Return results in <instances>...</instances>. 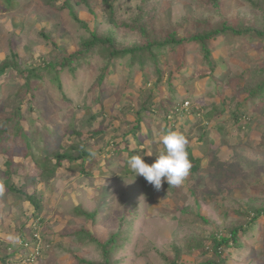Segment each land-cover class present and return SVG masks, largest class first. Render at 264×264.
<instances>
[{
  "label": "rangeland",
  "instance_id": "rangeland-1",
  "mask_svg": "<svg viewBox=\"0 0 264 264\" xmlns=\"http://www.w3.org/2000/svg\"><path fill=\"white\" fill-rule=\"evenodd\" d=\"M117 6L119 17L127 20L135 18L143 5L141 0H119ZM59 7V3L51 7L42 0H20V4L13 11L0 10V62L17 52L20 59H23L22 68L43 67L39 58L48 54L52 47L41 36L43 30L58 45L68 51L75 50L81 38L88 37L89 32L73 19L69 11L60 10ZM74 7L80 19L91 29L108 31L111 28L100 7L96 9L98 18L83 6L75 4ZM143 10H146L143 11L144 18L154 14L152 27L165 31L184 20L188 21L190 29L199 20L219 23L222 16L237 21L250 11L248 3L243 0H222L220 12L188 0H161L158 12L146 6ZM117 38L123 40L128 37L119 33ZM259 45L248 41L231 42L222 38L216 40L213 43V55L215 58L222 57L225 62L220 64L212 80L208 78L210 71L201 63L196 50L186 51V54H191L187 63L192 71L183 70V75L178 74V79L173 81L181 117L168 118L171 119L168 124L173 126L172 131L186 136L190 121H194L192 108L199 109L204 105L214 104L217 99L233 97L234 83L231 82L229 87L224 85L227 74L238 76L250 64L264 63L258 50ZM180 54L179 50L168 55L174 69L180 63ZM101 62L99 58H94L89 67L80 68L76 74L66 70L61 75V91L45 76L38 85L39 89L34 91L33 101L24 91H20L22 83L14 72L1 76L0 107H3V114L8 115L20 106L24 117L37 122L34 125L28 120L29 124L34 125L41 139L55 140L50 130L54 131L55 128L65 125L73 115L87 122V115L101 111L99 106L93 108V100L99 93L95 80L102 66ZM126 65L127 61L114 62L109 75L110 79L117 81L114 85L117 89L109 86L107 92L103 93L106 114L99 116L89 126V129H97L102 123L105 125V132L88 143L92 147L90 150L95 152L88 162L97 163L91 176L83 173L82 170H86L83 166L67 161L48 179L39 174H29L22 183L33 192L34 182L30 178L35 176L39 182L37 191L38 197L43 200L40 213L42 221L29 220L32 219L35 209L24 202L20 194L9 193L0 185V264L3 257L13 254L12 252L15 255L17 250L19 252L14 260L28 255L33 257L37 239L41 242L40 251L42 244L46 243L47 248L49 242L52 243V253L45 257L42 264H77L73 256L62 251L71 246L72 233L82 227L95 233L96 238L102 242L120 229L131 233L126 247L118 252L119 264H167L161 260L159 253L172 260L174 246L183 248L192 236L209 237L214 231L225 232V227L238 219V211L243 210L248 214L251 206L264 207V106L256 110L249 103L248 113L252 116L250 130H245L240 135L235 130L234 135L228 132L220 144L214 137H209V140L217 142V146L212 148L209 143L205 145L201 170L191 178L188 174L179 186L170 187L164 182L161 189L156 190L143 178L123 172L127 156L114 158L116 154L109 150L110 146L120 145L124 148L123 134L136 125L135 114L141 107L139 90L153 87L152 82L147 85L140 83L137 67L132 75L133 85L121 95L120 88L130 78ZM148 70L150 74L151 70ZM162 89L159 95L154 93L153 101L166 100L169 97L170 92L165 84ZM63 94L68 101L63 100ZM112 95L116 96L114 102H111ZM240 100L242 101L241 96L236 98L237 102ZM187 101L189 106H184ZM227 102L225 100L226 104ZM160 109L153 111L155 116L146 114L144 125L137 134L147 147L145 153H140L143 159L145 155L151 154L157 160L156 154L163 147L160 136L164 134L167 121L164 118L165 113ZM229 117H222L209 127L220 124ZM147 129L153 133L151 137L147 134ZM69 139V135L66 136L61 146L67 148ZM128 141H135L131 133L128 134ZM134 147L133 144L132 148ZM201 150L203 149L196 147L194 154L201 156ZM101 165L106 166L107 172L102 171ZM185 208L192 209L194 213L199 212L210 224H204L201 220L186 224L187 216L182 212ZM95 211H99L96 222L89 221L82 214ZM193 217L189 219L192 220ZM121 222L124 224L122 228ZM22 229L24 234H21ZM25 242L31 244L26 245ZM241 242L244 243V248H235L225 253L228 264H264V219L259 221L254 233L250 237H244ZM21 244L28 250L20 252ZM151 246L156 251H151ZM95 247V244H90L81 254L89 259H96L99 252ZM141 254L144 256L140 257ZM24 258L23 264H31ZM202 261L204 259L198 254H182L180 264H199ZM9 264H13V259H10Z\"/></svg>",
  "mask_w": 264,
  "mask_h": 264
},
{
  "label": "trees",
  "instance_id": "trees-1",
  "mask_svg": "<svg viewBox=\"0 0 264 264\" xmlns=\"http://www.w3.org/2000/svg\"><path fill=\"white\" fill-rule=\"evenodd\" d=\"M42 1L51 7L59 3V9L69 11L73 19L87 29L89 36L81 38L75 50L68 51L65 47L58 45L50 34L43 30L41 36L52 46L48 54L42 55L39 58L43 62V67L22 68L23 64L21 61L23 59H20L17 52H15L0 62V77L14 72L22 83L20 91H24L31 97V101H33L35 97L34 91L39 89L38 85H40L45 76L48 77L51 84L61 91L63 88L61 75L66 70L72 74H76L80 68L89 67L94 58H99L102 61V66L99 68L95 80L99 93L93 100L95 104L93 108L99 106L101 111L97 114L94 112V114L87 115V122L83 119H78L77 115H73L72 119L66 122L65 125L55 128L54 131L50 130L54 134L55 140L54 138H50L48 141H45L41 139L33 127L37 122L24 117L20 106L16 107V110L8 115H4L3 107H0V185H3L5 191L9 193L20 194L24 198V202H27L35 209L32 219H29L31 221H42L40 213L42 212L43 200L38 197L37 185L39 182L36 181L35 176L30 178L34 182V186H32L33 192L28 190L26 184L23 185V180H26L25 178H28L29 174H39L43 178L48 179L50 175L55 174L56 170L65 161L83 166L86 170L83 169L82 171L86 176H91L92 172L96 170L95 166L97 163L88 162L95 154V152L90 150L92 147L90 148L88 143L90 140L94 141L102 132H105V125L102 123L97 129H89V126L91 127V124L95 123L99 116L106 114L102 98L103 93L107 92L106 90H108L109 86H113L112 88H114V85H116L117 81L110 79L109 75L114 62L127 61L126 67L130 78L126 79L123 88H120L121 95L133 85L132 75L135 73L137 67L140 83L145 85L148 82L153 83L151 89L139 90L138 99L140 100L141 107L135 114L136 119L134 122L136 125L133 129L123 134L124 138L122 142L124 148H121L120 145H112L109 149L116 154L114 158L120 159L123 155L127 156L125 171L123 170V172H126V175L129 174L135 177V173L129 168L127 161L131 156L146 152V144L137 136L141 126L144 125L146 114L155 116L156 113L153 111H159L158 109L161 108L160 110L165 113L166 116L164 118L167 121L164 127V134L173 130V126L168 124V122L171 123V119L168 118H172L171 116L173 118L181 117L178 113L177 92L173 81L178 79L179 75H183V70L190 71L187 58L191 54H186V51L196 50L201 58V63L210 71L207 74L209 79L215 77L216 70L220 67L221 63L225 62V59L222 57L215 58L213 55V43L219 38L223 40L229 39L231 42L248 41L252 44L258 43L260 44L259 53L261 54V58H264V0H243L248 3L250 11L248 15L237 21H232L221 15L222 20L219 23H212L209 20H199V23H196L190 29L188 21L184 20L166 31L157 30L152 27L154 14L145 16L144 18L145 13L143 12L146 11L143 10L145 6L153 9L154 12H158L161 0H141L143 6L140 7V12H138L135 18L127 20L121 19L117 14L119 0ZM168 1L178 2L182 0ZM188 1L196 2L200 6H206L215 12H220L222 6V0ZM19 4L20 0H0V10L13 11ZM75 4L85 7L95 18H98L96 9L100 7L103 17L106 18L111 28L108 31H99L97 28L91 29L76 13ZM180 32L182 35H179ZM119 33L125 34L128 38L119 40L117 38ZM179 50L181 52L179 55L180 63L174 69L168 55ZM164 56L166 58L163 59ZM148 69L151 70L150 74ZM231 82L234 83L233 97L217 99L214 104L204 105L199 109H191L194 121H190L186 136L183 134L188 140L186 150L191 162L190 178L201 170L204 161L203 153L206 151L205 145L209 143V147L212 148L214 145L217 146V142L209 140V137H214L218 140V144H220L221 139H225L228 132L234 135L235 130L237 135H240L239 133L250 130L252 116L248 113L247 107L249 103L256 110L264 106V63L250 64L238 76L228 73L224 82L225 87L231 86ZM163 84L167 86L170 92L169 97L166 100L153 101L154 93L157 92L159 95L163 90ZM239 96L242 97V101L237 102L236 98ZM63 100L68 101L69 99L63 94ZM225 100L228 101L227 104ZM114 101H116V96L112 95L111 102ZM111 108L109 107V109ZM228 115L230 117L227 120L209 127L214 121H218L220 118ZM28 120L32 121L34 125L29 124ZM45 130L48 131L47 129ZM129 133L134 137V142L128 141ZM147 134L151 137L153 133L147 129ZM68 135L71 144L69 143L66 148L61 146V142ZM73 136L76 138H73ZM133 144L135 145L134 148H132ZM196 147L203 149L200 151L202 152L201 156L194 154ZM161 152H164V146L156 156ZM152 159L154 162L156 161L153 155H145L144 161L151 165ZM69 168L73 169L70 166ZM101 169L107 172L106 166L101 165ZM137 178L143 177L137 176ZM143 180L145 179L143 178ZM182 212L187 216L185 218L186 224L197 220L198 222L201 220L204 224H210L209 220L199 212L194 213L189 208L183 209ZM98 213L99 211L91 214L82 212L83 216L89 221L92 220V222H96ZM237 213L239 215L238 219L226 226L225 232L214 231L209 237L192 236L185 242L183 248L176 246L172 248L174 252L172 260L162 253H159V257L167 264H180L182 254H187L188 256L198 254L204 259L199 264H228L227 257L224 256L226 255L225 253L235 248L242 249L245 247L241 241L244 237H250L259 225V221L264 219V207L251 206L248 214L243 210ZM192 216L194 217L190 220L189 218H192ZM122 225H124L123 222H121L120 228H122ZM21 234H24L23 229L21 230ZM129 234L131 233L120 229L112 234L108 240L102 242L96 238L95 233H91L82 227L72 233L71 246L63 249L62 253L73 256L77 264H119L117 255L120 250L126 247ZM42 238H44L43 235ZM25 243L26 245H30V242ZM90 244H95V248L99 252V256L96 259H89L81 254L84 252L85 247ZM19 248L20 252L28 250L22 244ZM150 249L154 251L155 247L151 246ZM18 252L17 250L15 253L18 254ZM51 253L52 243L49 242L47 248L46 243H44L43 249L38 252L39 256L34 264L44 263L45 257L48 254L51 255ZM15 255L13 252V254L3 257L1 264H7L10 259H13V264H21L20 261L17 263L14 260ZM142 256L144 255L141 254L140 257Z\"/></svg>",
  "mask_w": 264,
  "mask_h": 264
},
{
  "label": "clouds",
  "instance_id": "clouds-1",
  "mask_svg": "<svg viewBox=\"0 0 264 264\" xmlns=\"http://www.w3.org/2000/svg\"><path fill=\"white\" fill-rule=\"evenodd\" d=\"M189 104L187 101L184 106H189ZM160 143L164 146V152L158 155V159L153 164H147L140 155L131 156L127 161L129 168L135 173V177L142 176L156 190H160L164 182L170 187L179 186L191 169V162L186 150L188 140L183 134L169 131L160 136ZM148 155L151 156V154ZM34 247L33 257L29 255L23 257L25 261L28 260L31 264L35 263L39 256L41 242L38 239ZM23 258L15 261L17 263L20 261L23 264Z\"/></svg>",
  "mask_w": 264,
  "mask_h": 264
}]
</instances>
